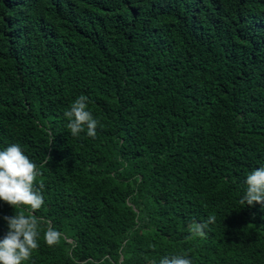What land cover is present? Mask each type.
Listing matches in <instances>:
<instances>
[{"label": "trees", "instance_id": "1", "mask_svg": "<svg viewBox=\"0 0 264 264\" xmlns=\"http://www.w3.org/2000/svg\"><path fill=\"white\" fill-rule=\"evenodd\" d=\"M80 95L95 138L67 128ZM10 144L41 172L35 215L65 234L41 232L22 264H73V246L104 264H264V207L239 202L264 166V0H0ZM26 207L0 201V239Z\"/></svg>", "mask_w": 264, "mask_h": 264}, {"label": "clouds", "instance_id": "2", "mask_svg": "<svg viewBox=\"0 0 264 264\" xmlns=\"http://www.w3.org/2000/svg\"><path fill=\"white\" fill-rule=\"evenodd\" d=\"M88 98L84 95L77 97L70 108L63 115L67 119V128L72 136H78L85 132L87 136L95 138L98 121L87 110ZM49 160V158H48ZM48 161H45L47 164ZM43 166V165H41ZM41 175L39 167L32 162L22 151L19 144H10L4 150H0V201L10 205L14 210L27 206L24 211H15L11 216L3 219L7 223V232L0 239V264H22L28 261L33 250L39 247L38 240L43 232V240L49 245H57L65 234L47 220L35 215L44 204L41 183L37 187L35 182ZM246 190L240 198V204L251 206L255 203L264 207V166L253 169L245 179ZM32 211L25 214V211ZM214 215L208 216L203 222H193L190 233L195 237H204L206 229L215 223ZM43 226V228H42ZM74 246L69 249V256L73 264H104V257L100 261L93 259L78 260L72 252ZM157 264V262H153ZM158 264H192L191 259L183 254L164 256Z\"/></svg>", "mask_w": 264, "mask_h": 264}]
</instances>
